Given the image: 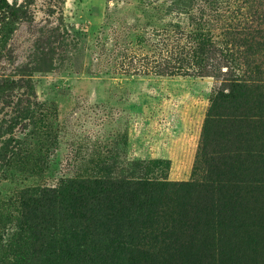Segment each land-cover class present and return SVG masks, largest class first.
Returning <instances> with one entry per match:
<instances>
[{"label": "trees", "instance_id": "obj_1", "mask_svg": "<svg viewBox=\"0 0 264 264\" xmlns=\"http://www.w3.org/2000/svg\"><path fill=\"white\" fill-rule=\"evenodd\" d=\"M179 2L190 9L199 1ZM16 5L0 0L2 31L27 15ZM246 5L221 42L201 13L190 18L191 30L176 27L169 52L157 46L119 64L127 76L220 83L191 179L145 175V164L142 175L61 179L0 194V264H264V0ZM23 83L25 105L9 102L16 116L7 128H41L52 111ZM9 151L2 147L0 156Z\"/></svg>", "mask_w": 264, "mask_h": 264}, {"label": "rangeland", "instance_id": "obj_2", "mask_svg": "<svg viewBox=\"0 0 264 264\" xmlns=\"http://www.w3.org/2000/svg\"><path fill=\"white\" fill-rule=\"evenodd\" d=\"M6 1L27 15L13 16L7 33L0 23V153L10 149L0 156L2 197L61 179L142 175L145 164V175L191 179L220 83L127 76L119 64L157 46L169 52L176 27L191 30L201 13L221 42L223 29L245 18L246 0H197L190 9L181 0ZM23 82L52 111L41 128H7L16 116L9 102L25 105Z\"/></svg>", "mask_w": 264, "mask_h": 264}]
</instances>
